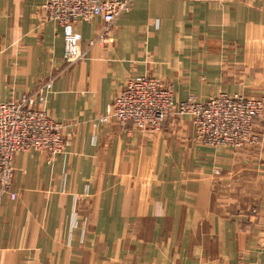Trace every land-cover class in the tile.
Wrapping results in <instances>:
<instances>
[{
	"label": "crops",
	"instance_id": "0c3cea01",
	"mask_svg": "<svg viewBox=\"0 0 264 264\" xmlns=\"http://www.w3.org/2000/svg\"><path fill=\"white\" fill-rule=\"evenodd\" d=\"M45 1L0 0V103L63 71L44 108L67 147L51 163L16 155L0 264H264V121L260 145L240 150L197 144L189 116L158 133L101 122L137 76L162 79L177 104L264 98V0H138L105 46H91L101 18L79 23L87 58L67 71Z\"/></svg>",
	"mask_w": 264,
	"mask_h": 264
},
{
	"label": "built area",
	"instance_id": "2783aa9c",
	"mask_svg": "<svg viewBox=\"0 0 264 264\" xmlns=\"http://www.w3.org/2000/svg\"><path fill=\"white\" fill-rule=\"evenodd\" d=\"M137 1L46 0L43 5L46 18L64 31L66 68L87 57L81 51V37L76 32L79 23L101 18L104 28L91 46H105L113 40V24L130 13ZM44 86L38 98L26 95L19 102L0 103V198L7 194L12 199L16 198L11 194L16 154L38 150L57 156L65 152L63 125L38 106L46 101L52 82ZM263 110V100H249L243 95L225 93L203 103L190 97L177 104L172 88L158 78L144 75L126 83L101 121L116 122L123 127L134 125L139 130L156 132L166 120L191 116L196 142L206 146L244 147L256 141L254 123Z\"/></svg>",
	"mask_w": 264,
	"mask_h": 264
},
{
	"label": "rangeland",
	"instance_id": "374dc122",
	"mask_svg": "<svg viewBox=\"0 0 264 264\" xmlns=\"http://www.w3.org/2000/svg\"><path fill=\"white\" fill-rule=\"evenodd\" d=\"M98 45V44H97ZM95 46V45H94ZM80 48H81V46H80ZM82 51V50H81ZM83 53H86V55H87V52L86 51H82ZM87 58V57H86ZM86 58H84L83 60H85ZM83 60H81V61H83ZM80 61V62H81ZM63 62H64V58H63ZM80 62H78V63H80ZM77 63V64H78ZM77 64H75V65H77ZM75 65H73V66H71L70 68H66V65H65V63H64V71H67V70H69V69H71L72 67H74ZM63 73V71H61L58 75H56V76H54V77H52V78H50V79H48L46 82H44V83H42L34 92H32V93H30V94H25L24 96H26V95H35V97L36 98H38V93L40 92V91H43L44 90V85H46L47 83H49V82H52V87H51V89H50V91H49V93H48V95H47V97H46V101L44 102V103H41V104H39L38 106H39V108L40 109H42V110H44L46 113H47V115L51 118V119H53V120H55L53 117H51L50 116V114L48 113V111L44 108V105L46 104V102H47V100H48V97H49V95L51 94V91H52V88H53V83H54V81L56 80V78H58L61 74ZM156 78V77H155ZM159 79V78H158ZM165 85H167L168 87H170V88H172L170 85H168L166 82H164L162 79H160ZM125 87V86H124ZM124 89V88H123ZM122 89V90H123ZM121 90V91H122ZM173 90V89H172ZM120 91V92H121ZM173 92H174V90H173ZM225 94H227V93H225ZM227 95H230V96H235V95H243V97H245L246 99H249V100H255V101H262L263 100V105H264V98H253V97H248L247 95H244V94H227ZM45 96H46V94H45ZM23 97V96H22ZM117 97V96H116ZM115 97V98H116ZM115 98H114V100H115ZM197 99V98H196ZM21 99H19L18 101H15V102H19ZM114 100H113V102H114ZM188 100V99H187ZM186 100V101H187ZM198 100V99H197ZM199 101V100H198ZM113 102L111 103V105L109 106V107H111L112 106V104H113ZM182 102H185V101H182ZM199 102H201V101H199ZM181 103V102H180ZM108 113V112H107ZM106 116V115H105ZM105 116H103V117H105ZM102 117V118H103ZM182 117H184V116H180V117H177V118H175V119H169V120H166L163 124H162V126L160 127V129L158 130V131H156V132H154V131H143V130H139V129H137L134 125L132 126V125H127V126H125V127H129V126H131L133 129H135V130H138V131H140V132H145V133H158V132H161L162 130H163V127H164V125L167 123V122H169V121H175V120H177V119H180V118H182ZM189 117H191V116H189ZM101 118V119H102ZM191 119H192V117H191ZM56 121V120H55ZM261 121H264V110L262 111V114H261V116L255 121V123H254V128H253V134L256 136V141L255 142H253L251 145H245L244 147H230V146H223V147H228V148H232V149H236V150H240V149H246V148H255V147H258L259 145H260V143H261V135H260V133H259V131H258V129H257V126H258V123L259 122H261ZM58 122V121H57ZM102 122V121H101ZM60 123V122H59ZM103 123V122H102ZM192 123H193V119H192ZM62 125H63V136H64V140H65V150H66V147H67V140H66V137H65V130H66V127H65V125L63 124V123H61ZM104 124H115V125H118V126H121L120 124H118V123H116V122H109V123H104ZM122 127V126H121ZM193 127H194V123H193ZM194 141L196 142V140H195V127H194ZM197 144H199V145H202V144H200V143H198V142H196ZM209 146V145H208ZM219 146H222V145H219ZM212 147H217V146H212ZM30 151H38V150H30ZM27 152H29V151H27ZM38 152H41V151H38ZM23 153H26V152H23ZM41 153H43V152H41ZM64 153V152H63ZM62 153V154H63ZM19 154V153H18ZM18 154H16V155H18ZM44 154H46V153H44ZM16 155H15V157H16ZM48 157H49V163H51V161L55 158V157H57V156H59V155H61V154H59V155H57V156H50L49 154H46ZM15 157H14V159H15ZM218 172H219V174H218ZM214 173H216L215 175L216 176H218V177H220L221 175H222V172L218 169V170H215V172ZM217 177V178H218ZM5 196V195H4ZM3 197V196H2ZM2 197L0 198V200L2 199ZM10 197H11V195H10Z\"/></svg>",
	"mask_w": 264,
	"mask_h": 264
}]
</instances>
